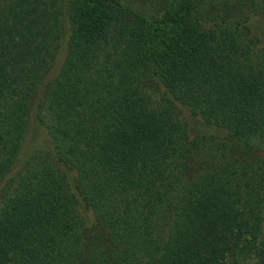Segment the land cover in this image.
Instances as JSON below:
<instances>
[{"label": "trees", "instance_id": "obj_1", "mask_svg": "<svg viewBox=\"0 0 264 264\" xmlns=\"http://www.w3.org/2000/svg\"><path fill=\"white\" fill-rule=\"evenodd\" d=\"M0 264H264V0H0Z\"/></svg>", "mask_w": 264, "mask_h": 264}]
</instances>
